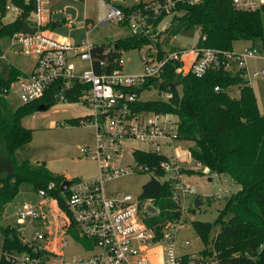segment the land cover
<instances>
[{"label": "built area", "instance_id": "obj_1", "mask_svg": "<svg viewBox=\"0 0 264 264\" xmlns=\"http://www.w3.org/2000/svg\"><path fill=\"white\" fill-rule=\"evenodd\" d=\"M52 1L24 0L26 5H34L25 24L34 31L31 33L20 30L0 39V60L13 63L10 56L30 58V70L19 67L25 75L12 81L0 95L8 97L16 93L22 103L27 104L43 98L56 82L60 83L62 93L76 81L88 86L81 100L92 108V112L84 115L80 124L95 126L96 148L92 151L87 146L81 148V152L83 155L91 153L97 160L99 174L88 180L73 179L67 190H61L67 209H63L56 197L49 193L56 188L54 183L49 184L47 189L38 191L43 199L38 205L24 204L18 210L17 222L12 227L20 241L29 246L31 251L7 254V260L13 264H220L218 260L202 252L177 253L176 241L180 228L185 226L181 216L176 221L150 225V215L145 210L148 204L154 206L151 200H146L141 195L116 192L107 196L102 187L111 179L136 172H148L162 183L172 181L171 197L179 204L182 214L181 199L196 191L184 179L186 173L183 172L180 155L163 151L173 147L176 133L165 125L170 114L151 112L153 117H146L147 112H137L134 105L142 100L140 96L145 83L149 79L160 77L171 61L182 63L178 70L183 74L192 72L197 77H203L209 69L222 66L226 71L239 73L247 79V76L251 78L264 75V70L258 68L252 72L248 70V59H263L264 49L252 46L241 52H221L198 45L189 53L185 49H174L160 56L157 49L149 50L145 47L142 57L143 73H126L119 57L112 61L110 71L108 68L111 63L101 61V71L98 72L91 52L94 45L88 39L94 23L85 20L87 39L82 45L62 40L50 27ZM125 1L117 0L118 4H109L102 23L124 22L126 15L120 5ZM202 1L137 0L147 11L139 8L140 11L132 16V21L136 24L132 34L142 31L149 33L157 18L163 15L174 16L182 4H197ZM230 1L238 11L253 12L264 5V0ZM9 10L18 15L24 11L22 6L12 0H8L6 4V14ZM149 18L154 20L151 25L148 24ZM69 21L73 26V21ZM4 38L7 39L5 46L2 43ZM201 39L205 40L206 36L202 35ZM113 49V46H108L106 51ZM186 55L191 57L190 62L186 61ZM78 61L87 62L89 68H78ZM216 90L220 88L217 86ZM161 92L163 100H169L173 96L166 89ZM59 96L62 98V94ZM127 141L144 142L152 148H131L128 151ZM138 150L162 154L165 158L155 165H145L137 160ZM128 153L132 155L133 162L128 160ZM202 167L203 164L196 161V169ZM30 228H34V231H29ZM190 243V240H185V245Z\"/></svg>", "mask_w": 264, "mask_h": 264}, {"label": "trees", "instance_id": "obj_2", "mask_svg": "<svg viewBox=\"0 0 264 264\" xmlns=\"http://www.w3.org/2000/svg\"><path fill=\"white\" fill-rule=\"evenodd\" d=\"M12 1L24 11L14 21L4 23L8 0H0V39L20 31L34 8L33 4L26 5L24 0ZM139 8L147 11L143 4H137V10ZM177 11L165 29L164 39H155L153 33L142 31L117 43L94 45L91 52L96 70L100 72V62L106 61L111 63L110 71L112 61L121 58L125 49L145 46L157 49L160 56L172 51V38L191 26H198L201 34L206 36L198 45L221 52L234 50L233 43L243 39H260L264 45V5L248 12L236 10L230 0H203L197 4H182ZM165 17L157 18L153 28ZM108 46L114 49L106 51ZM181 64L169 62L160 77L149 79L144 85L143 90L154 86L171 91L173 96L169 100H139L134 109L175 115L178 120L174 139L193 142L194 147L190 148L193 159L212 173L229 174L240 186L226 197L215 222L193 221L197 234L209 246L202 253L220 264H264V115L259 111L254 90L249 80L222 66L197 77L192 72L181 73L178 70ZM23 75L25 72L18 66L0 60V94ZM174 83H178L177 86L173 87ZM179 86H182V92ZM233 86L240 87L238 97L228 93ZM87 89L88 86L76 81L62 93L60 83L56 82L43 98L18 108L11 107L6 97L0 95V222L24 187L38 192L54 183L56 188L49 193L63 209H67L61 191L64 175L51 171L45 162H33L21 153L33 139V129L26 127L23 119L39 110L42 104L50 108L59 101V94H62L61 99L79 102ZM83 118L68 121L80 124ZM164 158L162 154L137 151V160L145 165H155ZM183 172L188 171L184 169ZM172 186V181L162 183L155 177L144 185L142 198L151 200L158 209L157 214L150 215V225L180 218V206L171 197ZM216 225L220 229L212 237ZM0 230L4 236L0 264H13L7 260V254L31 251L20 241L14 227L0 225Z\"/></svg>", "mask_w": 264, "mask_h": 264}, {"label": "rangeland", "instance_id": "obj_3", "mask_svg": "<svg viewBox=\"0 0 264 264\" xmlns=\"http://www.w3.org/2000/svg\"><path fill=\"white\" fill-rule=\"evenodd\" d=\"M110 2L116 3L117 0H58L57 4L53 6L55 13L53 21L62 22L64 17H71L75 22V27L71 29L63 25L55 28L54 34L71 43L82 45L87 39V26L84 21L89 18L95 25L88 35V39L93 45L117 43L118 40L130 36L136 25L135 21H132V16L140 11L137 10V0H126L121 5L119 4L126 15L124 22L102 23ZM17 17V12L9 10L3 18V22H12ZM172 18L173 15H168L159 26L150 31L154 34L155 39H164L165 29L172 23ZM201 36L199 27L191 26L173 37L171 46L174 49H185L186 53H189L190 50L198 46ZM2 43L4 46L7 45V39H2ZM247 46L264 49L260 39L256 41L243 39L233 43V49L238 52L245 50L248 48ZM144 49L145 46L141 49L131 48L122 51L121 61L126 73L141 74L144 72L142 59ZM10 59L14 65L24 70H30V58L19 55L10 56ZM190 60L191 57L186 55V61L190 62ZM77 66L78 68H89L88 63L82 61H78ZM257 68L264 70V58H249L248 70L252 72ZM247 79L254 90L259 111L264 115V75L251 78L247 76ZM178 89L182 92V86H179ZM161 91L158 88L146 89L142 92L140 99L163 100L164 96ZM228 93L238 97L240 87L233 86L228 90ZM6 100L13 108L23 105L16 93L10 94ZM91 112L92 108L82 100L74 102L66 99L59 100L47 110H35L23 119V124L33 129V139L28 146L21 150V153L33 162H45L51 171L64 175L65 180L95 178L99 174L98 162L91 153L83 155L81 148L89 146L92 151L95 150L96 128L94 125L72 124L68 121V119L88 115ZM145 115L153 117L151 112H147ZM177 120L175 115H170L169 121L165 123L166 127L173 132L176 131ZM126 147L128 151L131 148L144 150L152 148L149 144L140 141H127ZM192 147H194V143L191 141L174 139L173 147L170 150L163 149L164 152L180 155V161L184 169L188 171L184 175V179L196 191L195 194L181 199L180 204L183 207L181 219L185 226L180 228L179 238L176 241V250L179 254L201 253L206 247H209L197 234L193 221L215 222L220 210L224 207L226 197L232 192H236L240 187L229 174L212 173L204 166L196 169V160L191 156L190 148ZM127 157L129 161L133 162L130 153L127 154ZM150 179V173L136 172L108 180L102 188L107 196H111L115 192L138 196L142 194L144 185ZM197 197L203 202L199 207L195 204ZM42 200L38 192L24 187L8 206L0 225L14 226L18 219L17 212L24 204L38 205ZM60 225H62L61 222ZM219 229L220 227L216 225L212 237L218 233ZM29 231H34V228H30ZM186 239L191 242L188 246L185 245ZM3 246L4 236L0 230V260ZM76 250L78 251L77 248Z\"/></svg>", "mask_w": 264, "mask_h": 264}, {"label": "water", "instance_id": "obj_4", "mask_svg": "<svg viewBox=\"0 0 264 264\" xmlns=\"http://www.w3.org/2000/svg\"><path fill=\"white\" fill-rule=\"evenodd\" d=\"M154 23V20H153V18H149L148 19V24L149 25H151V24H153ZM23 32H33L34 30H32L31 28H29V26H27V25H24L23 26V28L21 29ZM116 49L118 50V44H116ZM7 76H8V74H6ZM177 84L178 83H174V84H172V86L174 87V86H177ZM61 98H60V96L58 97V100H60ZM49 108V106L48 105H46V104H42V105H40L39 106V110H47ZM210 180H211V178H210ZM71 180H65L64 182H63V184H62V186H61V189L63 190V191H65V190H67V188L69 187V185L71 184ZM202 201L200 200V198H196L195 199V204H196V206L197 207H199V206H201L202 205ZM145 213L146 214H148V215H155V214H157L158 213V209L155 207V206H153V205H151V204H148L147 205V207H146V210H145ZM13 237V236H12Z\"/></svg>", "mask_w": 264, "mask_h": 264}, {"label": "crops", "instance_id": "obj_5", "mask_svg": "<svg viewBox=\"0 0 264 264\" xmlns=\"http://www.w3.org/2000/svg\"><path fill=\"white\" fill-rule=\"evenodd\" d=\"M56 2H58V0H53L52 1V6H51V16H52V22H51V24H50V27H51V30H53V32H54V30H55V28H58V27H61V26H63V25H66V26H68L69 28H71V29H73L74 27H75V22H74V20L71 18V17H64V19H63V21L62 22H54L53 21V16H54V10H53V6L54 5H56L57 3ZM112 2H110V4H111ZM109 4V3H108ZM69 20H72L73 21V23H74V25L73 26H71L70 25V21ZM86 20V19H85ZM88 21H90L89 20V18H88ZM84 23H85V21H84ZM85 25H86V23H85ZM61 38V37H60ZM62 40H65V39H63V38H61ZM65 41H67V40H65ZM253 45H254V43H253ZM248 48H250V47H252V46H247ZM13 235L11 234V237H12Z\"/></svg>", "mask_w": 264, "mask_h": 264}]
</instances>
